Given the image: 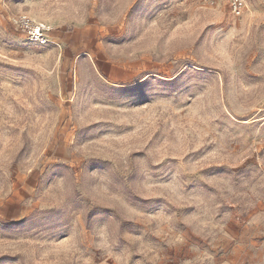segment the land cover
I'll return each instance as SVG.
<instances>
[{"label": "rangeland", "instance_id": "1", "mask_svg": "<svg viewBox=\"0 0 264 264\" xmlns=\"http://www.w3.org/2000/svg\"><path fill=\"white\" fill-rule=\"evenodd\" d=\"M0 264H264V0H0Z\"/></svg>", "mask_w": 264, "mask_h": 264}, {"label": "built area", "instance_id": "2", "mask_svg": "<svg viewBox=\"0 0 264 264\" xmlns=\"http://www.w3.org/2000/svg\"><path fill=\"white\" fill-rule=\"evenodd\" d=\"M237 11V7H235ZM12 25L27 34L34 42L41 45L54 43L53 28L45 23H36L26 15L11 19Z\"/></svg>", "mask_w": 264, "mask_h": 264}]
</instances>
